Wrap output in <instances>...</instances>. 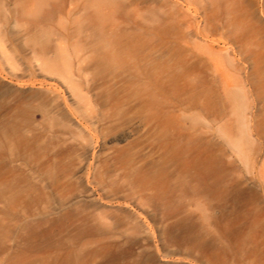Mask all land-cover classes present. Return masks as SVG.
Listing matches in <instances>:
<instances>
[{"label": "rangeland", "instance_id": "obj_1", "mask_svg": "<svg viewBox=\"0 0 264 264\" xmlns=\"http://www.w3.org/2000/svg\"><path fill=\"white\" fill-rule=\"evenodd\" d=\"M254 1L0 0V264H264Z\"/></svg>", "mask_w": 264, "mask_h": 264}, {"label": "bare ground", "instance_id": "obj_2", "mask_svg": "<svg viewBox=\"0 0 264 264\" xmlns=\"http://www.w3.org/2000/svg\"><path fill=\"white\" fill-rule=\"evenodd\" d=\"M44 0H40V3H42ZM213 3L221 1V0H212ZM226 1V9H227V19L226 24L222 27H219L220 32L224 34V29L228 28L230 31V28L232 31L236 34L240 31H243L244 29L248 28L250 31V35L246 37V41L252 42L254 40V32H256L255 28V21L258 20L256 11H255V1L254 0H244L242 2L241 0H225ZM263 11H264V4H263ZM61 15L59 16V19ZM208 27V26H207ZM206 27V29H208ZM214 40V39H213ZM59 45L62 43V38H58ZM36 50L34 49V52ZM37 53V51H36ZM62 57V56H61ZM55 57L54 59L50 60H44L43 66L45 67V70L52 72V73H58L62 74V63L66 64L67 66L70 65V62L64 57ZM75 87L77 88L78 85L75 84ZM244 123H246V119H244ZM239 147L241 148L240 142L238 143Z\"/></svg>", "mask_w": 264, "mask_h": 264}]
</instances>
